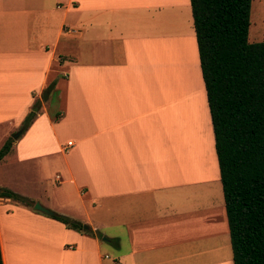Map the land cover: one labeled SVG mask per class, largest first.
I'll return each instance as SVG.
<instances>
[{
    "label": "crops",
    "instance_id": "0c3cea01",
    "mask_svg": "<svg viewBox=\"0 0 264 264\" xmlns=\"http://www.w3.org/2000/svg\"><path fill=\"white\" fill-rule=\"evenodd\" d=\"M0 124L3 264H232L188 0H0Z\"/></svg>",
    "mask_w": 264,
    "mask_h": 264
},
{
    "label": "trees",
    "instance_id": "16d2710c",
    "mask_svg": "<svg viewBox=\"0 0 264 264\" xmlns=\"http://www.w3.org/2000/svg\"><path fill=\"white\" fill-rule=\"evenodd\" d=\"M188 3L232 264H264V42L247 41L251 0ZM52 87L50 83L46 89ZM29 121L27 116L23 128ZM11 143L7 140L0 148V159ZM0 198L29 205L5 189L0 190ZM49 217L83 232L78 222L56 214Z\"/></svg>",
    "mask_w": 264,
    "mask_h": 264
},
{
    "label": "rangeland",
    "instance_id": "374dc122",
    "mask_svg": "<svg viewBox=\"0 0 264 264\" xmlns=\"http://www.w3.org/2000/svg\"><path fill=\"white\" fill-rule=\"evenodd\" d=\"M247 41L249 43L264 42V0H251L250 9H249V26H248V32H247ZM184 89L185 90H182L181 92L193 91L192 88H188V87ZM43 99H45V97H43ZM48 102L50 103L51 111H56L58 103L55 100L54 101L48 100ZM19 131L20 130H16L13 133L12 132L8 133L6 131L5 126L0 124V148L3 146V144L7 140L13 139V136L19 133ZM33 142L35 141L33 140ZM24 174L25 172L18 165H15L13 167L8 166V169H6L5 164L1 163L0 164V190L5 189V190L10 191V189H12L14 190L12 191V193L16 195L18 198H21L23 200L26 199L24 194L31 192V190L36 191L34 194L37 193L38 195H41L39 191L41 192L42 190L39 186L36 188V182H34V179L31 178V182L27 183L25 181V177L28 174H25V175ZM46 174H47L46 184L51 190H54L56 186L52 182V178L54 175L57 174V172H48ZM1 184H3L4 186ZM44 190L46 191L45 187H44ZM40 197H42V195ZM14 201L22 203L21 201H18V200H14ZM34 204H38V203H34ZM28 206H30V204ZM108 247L112 249L111 245H108Z\"/></svg>",
    "mask_w": 264,
    "mask_h": 264
},
{
    "label": "water",
    "instance_id": "95a60500",
    "mask_svg": "<svg viewBox=\"0 0 264 264\" xmlns=\"http://www.w3.org/2000/svg\"><path fill=\"white\" fill-rule=\"evenodd\" d=\"M43 97H45V93H43ZM18 135H19V133H17L15 136H13V138H16ZM32 209L34 211H38V212H41V213L46 214V215H52L51 212L47 211L46 209H44L43 207L39 206L38 204H34Z\"/></svg>",
    "mask_w": 264,
    "mask_h": 264
},
{
    "label": "built area",
    "instance_id": "2783aa9c",
    "mask_svg": "<svg viewBox=\"0 0 264 264\" xmlns=\"http://www.w3.org/2000/svg\"><path fill=\"white\" fill-rule=\"evenodd\" d=\"M71 146V143L70 142H67L66 144H65V150L68 148V147H70Z\"/></svg>",
    "mask_w": 264,
    "mask_h": 264
}]
</instances>
